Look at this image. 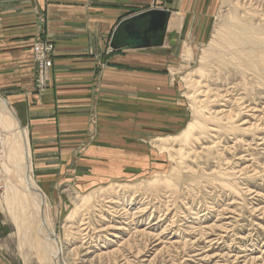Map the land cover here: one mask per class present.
<instances>
[{"label":"rangeland","instance_id":"374dc122","mask_svg":"<svg viewBox=\"0 0 264 264\" xmlns=\"http://www.w3.org/2000/svg\"><path fill=\"white\" fill-rule=\"evenodd\" d=\"M233 1L160 0L147 7L169 9L168 29L178 26L160 62L132 64L157 80L150 125L132 126L140 116L135 111L141 110V94L121 104L114 144L102 150L97 146L102 118L94 108L88 117L55 116L59 129L49 148L41 146L38 126L24 124L31 179L46 193L44 218L62 246L57 264H264V81L248 74L253 67L244 82L236 70L219 71L211 62L210 48L231 27ZM242 1L246 7L239 10L252 12L242 21L262 18L264 0ZM203 51L210 53L205 62ZM112 52L107 47L105 56ZM197 118L204 127L198 124L185 142L178 139ZM0 131V264H53L52 243H44L41 255L31 243L43 244L45 235L32 197L24 211L32 223L30 236L18 226L20 201L9 211L8 186L17 196L28 195L19 158L12 164L7 134L12 131ZM110 152L117 155L106 168L112 177L98 172L105 166L100 158ZM112 198L120 200L115 206L120 213L128 210L133 218H119L108 208Z\"/></svg>","mask_w":264,"mask_h":264},{"label":"crops","instance_id":"0c3cea01","mask_svg":"<svg viewBox=\"0 0 264 264\" xmlns=\"http://www.w3.org/2000/svg\"><path fill=\"white\" fill-rule=\"evenodd\" d=\"M159 1L0 0V95L13 108L22 127L30 122L38 126L41 146H46L43 148L54 146L52 138L56 139L54 132L59 129L55 116L88 117L93 108L102 118L97 146L102 150L104 145L114 144L113 134L120 128L119 108L132 104L134 94L142 96H138L141 110L135 111L140 116L132 126L138 129L141 122H154L151 109L157 98V80L133 69L132 64L156 62L163 57L166 44L174 43L178 26L168 29L171 11L151 7L170 12L161 42L136 49H112L110 42L119 20L151 9L147 7ZM39 39L51 41L54 51L48 86L37 92L32 46ZM107 47L113 52L105 56ZM129 121L123 122L129 126ZM124 135L119 138L126 139ZM121 147L128 149L129 145ZM102 156L105 166L98 172L112 177L106 168L115 163L117 155L110 152Z\"/></svg>","mask_w":264,"mask_h":264},{"label":"bare ground","instance_id":"6f19581e","mask_svg":"<svg viewBox=\"0 0 264 264\" xmlns=\"http://www.w3.org/2000/svg\"><path fill=\"white\" fill-rule=\"evenodd\" d=\"M247 2L249 3V1ZM232 5L234 8V13H233L232 20L230 23L231 27L225 28L224 30L222 29L223 32L222 34H220V36L215 35V38L219 37L218 39L219 42L215 45L216 46V49L214 48L215 50L212 49L213 51H211V48H210V53H212L211 56L213 57V61L211 59V62L212 64H215L213 65V67L215 66V69H217L218 67L219 71L223 70V71H228V72L230 69H234L240 73L241 80L244 82L246 81L248 74H250V76L252 75V77L256 80L261 79L264 81V26H263L264 12H262V18H258L256 20L254 19V21L252 20L253 22L248 23V22H245L246 20L245 21H242V20L244 18L250 17L252 15V12H251V15H249L248 12L250 13V11L246 12L243 10L242 11L239 10L240 8L246 7L245 3L242 0H234ZM259 5L261 7L264 6V2L262 1L261 4ZM244 25H248V28L245 29ZM204 53L205 55L203 56V59L201 60L202 62H205L206 60H208V57L210 54L209 52L207 53L204 52ZM249 67H253L254 71L251 72V69L249 70ZM248 71L251 73H248ZM198 124L199 126L202 125L201 128L204 127V123L199 121V119L197 118L195 122L188 124L181 131V133H179L180 135L177 136L178 139L180 140L185 139L184 140L185 142L191 136H194ZM0 128L3 129L6 133L8 131H12L11 133H7L8 136H10L9 143H10V153L13 159L12 164H14V166H17L18 161L21 163L22 172L19 176L20 182L22 183L24 187V191L28 195L24 197H21V195L17 196L15 189L11 185L8 186L7 189H9L10 195H13V196H9V200L6 199L7 202L9 203V206H8V208L10 209L9 211L12 212L13 210H15V205L20 201L19 202L20 204L18 205V212L16 213L17 214L16 218H19L18 226L19 228H22L24 232H27L28 236H30L31 230H32L31 228L32 223H31V220L29 219V215L26 216L24 211H25V208H28V206L30 205L28 197L29 196L32 197L33 203L31 204L35 206L36 215H38L39 221L41 223V226L44 229L45 235L43 239V244H42V241L40 242L41 243L40 244L39 240H35V239L33 241L31 240V243L33 244L34 242L33 246L36 247L40 255L42 254L41 248L42 247L44 248V246H46L44 243H48V244L52 243V250L50 251V250L45 249V251H50L49 255H50V259L52 260V263L57 264V261L62 258V254H63L62 246H61V242L58 236L54 234L53 230L48 226L44 218V206L46 204V193L43 189L35 185L31 179V169H30L31 167L30 166L31 164L30 153L31 152L29 148L28 135H27L26 129L22 127L20 120L18 119L13 108L9 105L8 101L5 100V98L2 97L1 95H0ZM121 134L122 133H120V135ZM121 141H122V144H126V142H128L126 139L121 140ZM16 158H19V160L17 161ZM10 161L11 160H9V162ZM168 181H170V179ZM110 204L112 205L109 206L108 208L112 209L114 213H118L117 215L119 216V218L128 219V217H126L128 215V213H126L128 210H124L120 213V210H118V208H115V206L119 207L121 205V202L118 198H112ZM141 210L143 211V209ZM40 213L41 214L43 213V216H42L43 218L40 217ZM128 216L129 218H133V215L132 216L128 215ZM40 218L43 219L44 226L42 225V222H41L42 219ZM131 221L132 219L128 220L125 223L129 224V222ZM109 228L110 229L111 228L120 229V227H113V226H107L104 229H109ZM144 234L146 235L147 233L142 231L141 235L143 236ZM116 237H118V235H116ZM32 244H31V247H32ZM47 248L49 249V247Z\"/></svg>","mask_w":264,"mask_h":264},{"label":"water","instance_id":"95a60500","mask_svg":"<svg viewBox=\"0 0 264 264\" xmlns=\"http://www.w3.org/2000/svg\"><path fill=\"white\" fill-rule=\"evenodd\" d=\"M169 16V11L151 8L120 20L114 29L110 47L136 49L161 42Z\"/></svg>","mask_w":264,"mask_h":264},{"label":"built area","instance_id":"2783aa9c","mask_svg":"<svg viewBox=\"0 0 264 264\" xmlns=\"http://www.w3.org/2000/svg\"><path fill=\"white\" fill-rule=\"evenodd\" d=\"M54 45L51 41L37 40L32 46V59L35 65L34 89L43 91L48 86L50 80V69L52 66V55ZM4 181L0 174V196L3 193Z\"/></svg>","mask_w":264,"mask_h":264}]
</instances>
